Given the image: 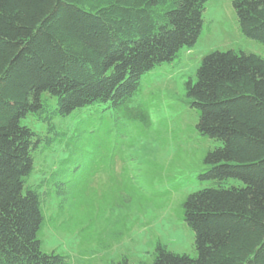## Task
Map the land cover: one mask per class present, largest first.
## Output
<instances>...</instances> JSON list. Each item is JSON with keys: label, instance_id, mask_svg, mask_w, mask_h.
<instances>
[{"label": "trees", "instance_id": "trees-1", "mask_svg": "<svg viewBox=\"0 0 264 264\" xmlns=\"http://www.w3.org/2000/svg\"><path fill=\"white\" fill-rule=\"evenodd\" d=\"M206 1L0 0V264H67L40 250L46 192L26 185L34 154L62 133L55 117L120 107L144 73L193 47ZM231 3L242 33L264 43V0ZM184 90L197 132L221 143L197 174L207 184L182 203L196 256L158 242L151 261L138 264H264V58L211 51ZM27 115L47 131L22 125ZM75 169L50 175L62 201Z\"/></svg>", "mask_w": 264, "mask_h": 264}, {"label": "rangeland", "instance_id": "rangeland-1", "mask_svg": "<svg viewBox=\"0 0 264 264\" xmlns=\"http://www.w3.org/2000/svg\"><path fill=\"white\" fill-rule=\"evenodd\" d=\"M231 1L207 0L194 46L144 73L125 104L90 106L53 119L62 133L34 154L26 178V185L46 192L37 234L41 251L63 255L67 264H111L122 257L138 264L150 262L160 242L196 256L182 203L207 184L197 174L206 151L221 143L197 132L198 112L185 103L184 81L194 78L201 58L214 50L264 58V43L242 33ZM20 123L47 131L48 124L32 115ZM73 166L62 201L50 175Z\"/></svg>", "mask_w": 264, "mask_h": 264}]
</instances>
